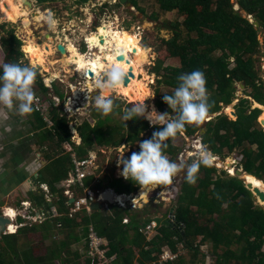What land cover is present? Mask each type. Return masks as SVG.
Segmentation results:
<instances>
[{"label": "trees", "instance_id": "trees-1", "mask_svg": "<svg viewBox=\"0 0 264 264\" xmlns=\"http://www.w3.org/2000/svg\"><path fill=\"white\" fill-rule=\"evenodd\" d=\"M55 1L59 0H38V4ZM129 1L143 13L141 3L148 0ZM154 1L162 12L177 10L183 17V21L172 24L175 29L173 37L162 40L169 58H178L180 67H166L165 61L159 59L152 71L159 76L158 83L171 88L167 94H172L178 85L179 74L200 69L206 76L211 103L207 117L212 118L204 124L203 121L199 125H186L182 132L192 135L205 127L203 141L208 143V148L223 159L237 153L245 170L264 181V126L259 121L263 110L254 107L255 102L264 106V79L260 66L264 57V39L263 43L259 40L260 31H264V0H236L239 9L233 0ZM158 17L159 13H155L152 20L158 21ZM4 32L2 48L6 62L27 64L21 48L22 41L15 29ZM23 50L28 53L25 47ZM37 69L35 84L49 94L48 114L53 124L48 126L44 115L34 106L33 112L40 127L39 139L42 131V146L47 148L45 152L51 161L39 176L40 183L48 185V195L52 196L57 215L51 212L52 207L44 190L27 189L25 201L32 202L33 207H42L46 218L41 225H32L26 224L31 215L27 219L19 216L18 224L22 226L15 233L0 237V264H205L201 253L207 244L212 245L214 264H264V206L258 203L256 194L240 176L214 164L201 165L195 184L187 183L185 178L182 180L174 219L169 218V210L163 217L152 219L146 216L149 205L138 210L128 203L125 206L111 204L102 212L84 209L70 217L73 204L65 195L66 185H59L74 174V159L88 160L90 153L98 151L99 169L96 173L84 179L83 187L77 183L70 186L75 198L91 197L94 190L109 188L119 197L122 194H138L141 190L139 185L114 175L118 167L114 153L106 156L103 151L109 146L115 150L125 141L135 143L144 140L145 137H141L143 132L148 133L150 138L153 131L163 125L151 126L143 116L126 122L122 118L123 122L119 123L115 116H123L124 103L115 101L113 112L109 115H101L93 109L99 119L97 126H92L88 119L75 126L81 140L77 144L69 121L63 114V92L56 89L57 99H54L44 84L40 69ZM237 84L246 85V93L252 100L243 98L239 101L236 105L238 118L234 120L221 112L223 107L231 105L236 99ZM164 95L156 101L158 110L171 112L172 109L163 100ZM176 114L172 111L173 116ZM182 132L167 141L164 153L170 155V160L175 159L181 146L175 140L181 137ZM65 143L71 145V151L64 148ZM121 199V203H125L124 198ZM125 218L128 219L127 224L123 223ZM158 218L162 219L160 223ZM153 220L158 223L155 227L157 233L148 239L146 228ZM90 226L107 241L103 257L88 254ZM77 227L83 228L81 237L79 233H74ZM57 233L63 238L54 239ZM36 234L42 241L50 243L40 250L43 252L41 255L37 246L34 247L32 235ZM77 240L86 241L83 251L74 250ZM167 250L178 258L162 263V256ZM185 251H193L192 258H188Z\"/></svg>", "mask_w": 264, "mask_h": 264}, {"label": "rangeland", "instance_id": "rangeland-1", "mask_svg": "<svg viewBox=\"0 0 264 264\" xmlns=\"http://www.w3.org/2000/svg\"><path fill=\"white\" fill-rule=\"evenodd\" d=\"M31 1L34 5L33 9H30L29 7L25 6L23 16H16L14 17V19H11L9 18V9L14 8L11 7L9 0H0V30L3 32L4 35V31L15 29L17 37L22 41L21 48L24 52V59H26L27 63L30 62V58L28 53L26 54L23 48L28 42V40L35 42L39 46L45 45L43 48L46 57V62L44 63V65H41L38 62H35V64L37 65V68L40 69V72L44 78V84L50 89V93L52 96H54V99H57L56 89L63 92V114L69 121L70 129L74 134L73 139L75 141L80 142V140H77V138H75L78 135L75 134L77 133L76 130H74L75 126H78L86 119L91 122L92 126H97V124L99 123V119L96 117L97 115L93 112V109H96V107L94 105V102L90 98L91 95H94L99 90L94 89L93 78H86L80 72L75 70L74 62H67V58H65L64 55H61V53L58 51L57 45H67L69 44L67 42L68 40L69 42L74 43L77 50L80 53L82 52L83 55L87 57H94L95 54H97L98 56H102V53H97L98 49L96 46L94 51L93 49L91 50L89 44L90 41H88V39L89 35H91L93 32L97 34L96 32L98 31L99 27H102L105 24H107L111 28L126 31L132 35H139L140 45L143 50V56L141 58V69L146 73V76L148 75V77H145L141 74L137 75L136 82L133 84V88L129 95L122 94L119 90L114 93H111L114 103L115 101H120L124 103V106L122 108L123 112V110L127 108L126 106H130L133 103L146 100L145 102L149 105V110L152 106H154L158 110L156 101L158 99L161 100V95L170 92L171 88L165 86L164 84L158 83V80L160 78L152 72L153 68L155 67L159 59L165 61L164 66L166 67H180V60L178 58H169L168 52H166V47L162 42V40H169L173 37L175 29L172 24L183 21V17L178 14L177 10L170 12H162L159 8V4L156 3L154 0H148L146 3H141V6L144 8L143 13H141L134 7H127L125 5H122L120 3V0H86L85 2H81L80 0H59L50 3L46 2L43 3V5L38 4V0ZM233 2L235 5H237L236 0H233ZM118 3H120V5ZM236 8L239 9L238 6H236ZM36 11L44 14L45 19L43 21L37 22L35 20L34 13H36ZM155 13H159L158 21L152 20V15H154ZM243 14L244 16H247L246 13L243 12ZM5 15H7L8 17L4 18ZM49 15H51L52 18L55 20V26L51 29L49 28L47 23V18L49 17ZM247 17L254 21L251 16ZM164 24L167 26H165ZM2 25H6L5 29L1 28ZM169 26L172 28H170ZM47 35H50V37L48 38ZM263 39L264 31H260L259 40L261 43H263ZM131 56L133 55L131 54ZM5 62V52L0 51V65ZM260 66L261 77L264 79V57L261 58ZM67 69H69V72H67ZM102 73L103 72H100L98 76H101ZM33 90L36 98L40 99V103H42L44 107H48L50 104V101L48 99L49 94L41 91L35 84V82L33 84ZM141 92H144L148 96L144 97L143 99H138V96L141 94ZM239 97L241 98L239 99ZM243 98H249L252 100V98L249 97L246 93V87L242 88L241 84H237L236 99L231 105L223 107L224 109L221 113H225L226 115H229L232 119L236 120L237 118L232 114V112L236 111V105ZM59 105L61 104L59 103ZM254 105V107H257V105H259V108L263 110V113L259 118L260 121V119L264 116V106L260 107V104H257L256 102L254 103ZM43 114H45V120L46 118L50 119L48 111L45 110ZM10 115L13 116L14 119H16L18 122H22L21 125H28V127L26 128L30 127V121L34 122V118L31 115H27L25 117L22 116V118L17 116V112L15 114H9V116ZM115 117L119 123L123 122L121 116L118 115ZM146 120L148 121V119ZM209 120L210 117H207L204 120L203 124ZM150 125L153 126L152 124ZM10 126H12V124ZM71 126H73V128H71ZM201 129L192 135H188L185 132H182L181 137L178 136L176 138L175 143L181 145L174 159L177 163H180L181 161L185 162V164L190 163L188 162L187 156L192 152L196 154H198L201 150H206L209 153L212 152V150L208 148V143H204V141H202L203 139L201 138ZM147 136L148 133L146 132H143V134H141V137H145V139L148 138ZM139 142L140 140L136 141L135 143L125 141L120 147L115 150L113 146H109V148L104 150L103 153L106 154V156L113 155L114 153V160L117 163V160L120 158L119 154H121L122 152H124L123 155L125 157L130 156L132 152H137L140 148ZM65 144V149L67 151H71V145L69 143ZM36 148L38 149V147H36L35 145V142L33 141L32 151L35 155L37 153ZM97 152L98 151L92 152L89 156V159L92 161L94 158L93 167L96 168H93V170L91 171V175L95 174L96 171L99 169V165L97 164L99 156ZM166 155L168 156V158H170V155L168 153H166ZM234 155H236V157L238 156L237 153H234ZM109 159L110 157L107 158V160ZM237 159L240 161L239 156ZM24 163L25 162L23 161V164ZM0 164L2 163L0 162ZM212 164L217 165L221 169H227L229 172H231V166H223L222 163L219 164V162H212ZM35 167H37V170L39 171L40 163L38 162ZM120 167H122V165H120ZM1 171L2 169L0 170V180L2 178ZM38 171H35V173H38ZM185 172L186 168L180 170L177 175L173 178V183L171 185H165V187L163 188H161V186H157L150 192H142L141 189L139 191L140 193L134 194L135 200H132L130 201L131 203L126 204L131 205L132 208L138 210H143L145 208V205H149V209L146 210V212H148L146 216H150L152 219H154V217H163L164 214L169 210V218L174 219L175 212L172 213L171 211L174 207H176L177 195L180 191L182 180L185 177ZM231 174L235 173L231 172ZM114 175L116 177H123L120 174L118 167ZM0 183L2 182L0 181ZM7 185L8 183L6 182L0 187L1 189H5V186ZM11 186L12 185L7 188L8 190L9 188H11V190L4 194V198L7 202L5 204L0 203V205H3L4 208L8 202L11 205H13L15 202V199H13L11 195L13 193V189ZM20 188L21 187H18L15 190L19 191ZM23 190L24 189H22L21 191L23 192ZM42 190H45V188H43ZM144 193L146 194V197L142 198ZM73 194V197H75V193ZM47 197L49 201H51L50 195H48ZM17 198L18 199L16 201H22L20 197ZM120 200L117 201L120 202ZM257 200L258 203L264 206V203L261 199L257 198ZM117 204L119 206L126 205L122 203ZM10 207L15 208L14 205ZM51 212L55 214L57 213L54 208L51 210ZM37 217L38 218H36L37 220L35 221V225H41L43 221L40 218H43L44 220L45 215L42 214L40 215V217L39 215H37ZM157 221L160 223L162 219L158 218ZM152 228H150V231L147 232L148 239H151L157 233L156 229L151 230ZM80 231H82V228L80 229ZM58 235V237H60V234ZM32 236L34 238L33 242H35L34 247L37 246V251L39 250L38 253L40 255L43 254V252H41L40 250L45 248L47 244H50L49 241H42L41 237L37 234ZM191 252L193 251H185L184 253H187L186 255L188 258H192L194 253ZM213 252L214 251L211 244L203 246V253H201V259L202 261L205 260V264L215 263L213 259Z\"/></svg>", "mask_w": 264, "mask_h": 264}, {"label": "clouds", "instance_id": "clouds-1", "mask_svg": "<svg viewBox=\"0 0 264 264\" xmlns=\"http://www.w3.org/2000/svg\"><path fill=\"white\" fill-rule=\"evenodd\" d=\"M47 23L50 29L55 26V20L51 15L47 18ZM37 75L38 69L34 62L27 64L5 62L0 65V105L6 106L9 110L17 111L22 116L33 112L35 100L33 84ZM128 76L125 67L114 63L106 68L101 76L93 78V87L99 91L91 95L90 98L101 115H108L113 112L114 100L111 93L116 92L125 83ZM177 80L178 85L175 87L174 92L172 94L165 93L163 96V100L172 111L177 113L175 116L172 115V111L161 112L154 106L149 110L146 100L133 103L123 110L122 118L125 122L143 116L152 125H163V127L154 130L150 138L139 142L140 150L138 152H132L127 157L122 152L117 160L120 174L125 179L139 185L143 190L142 192H150L160 185H171L177 173L185 168V181L189 184H195L201 165L210 166L212 164L211 153L206 150H201L197 154V158L187 164L183 161L177 163L175 160H170L164 153V149L168 147L167 141L169 138H175L178 132L185 129L186 125L201 124L207 118L211 107L206 76L202 70L194 69L190 72L181 73ZM223 160L225 161V159ZM233 175H236V173ZM44 191L48 192V188ZM22 202H25V200ZM30 203L31 206L28 208H25L22 203L20 204L26 215L32 207V202ZM18 217L16 215L14 219L18 220ZM25 219H27V216ZM31 220L29 218L28 222ZM153 221L156 222L157 227V221ZM16 224V226H19L18 222Z\"/></svg>", "mask_w": 264, "mask_h": 264}, {"label": "bare ground", "instance_id": "bare-ground-1", "mask_svg": "<svg viewBox=\"0 0 264 264\" xmlns=\"http://www.w3.org/2000/svg\"><path fill=\"white\" fill-rule=\"evenodd\" d=\"M9 3L11 7L14 8V9H9V18L14 19V17L16 16H23V11L25 7L23 0H9ZM34 16L37 22H41L45 19L44 14H42L41 12L36 11V13H34ZM7 17H8L7 15L4 16V18ZM101 37L104 39V43H101ZM88 40L90 41L89 44L91 50L93 49L94 51L95 46H97L98 49L97 53H102V56H98L97 54H95L94 57H89V56L87 57L83 55L82 52L80 53L77 50L74 43L67 45L62 44L67 51V53L64 55V57L67 58V62L68 63L74 62L75 70L80 72L86 78L91 79L88 75L90 71L94 74V77H98L99 73L103 72L110 65L114 63L120 64L122 67H125L128 73L131 69L134 74V77L131 78L128 85L122 84L118 89L122 94L129 95L133 88V84L136 82L138 74L148 77V75L146 76V73L141 69L142 66L141 58L143 56V50L140 45V37L138 34L132 35L126 31H121L116 28H111L110 26L105 24L104 26L99 27L97 34L93 32L91 35H89ZM44 46L45 45L39 46L35 42L28 40V42L24 47L28 52L30 62H34V63L38 62L41 65H44V63L46 62V57L43 48ZM131 54L133 56H131ZM120 55L124 56L123 61L118 60V56ZM67 70H68L67 72H69V69ZM146 96L148 95H146L144 92H141V94L138 96V99L139 98L143 99ZM261 119H264V116ZM192 154H196V153H192ZM211 157L213 163L219 162V164L222 163L223 166H228V162L226 160L223 162L222 161L223 159H220L221 157H217L212 154ZM230 166L232 173H235L236 168L232 166V164ZM245 175L248 176V180L251 182L253 187H260L264 189L263 180H259L258 177L252 174H245ZM131 199L135 200V197L130 196L129 200L132 201ZM117 200H119L118 197L115 198L113 201L115 203H118ZM103 202L105 201L103 200ZM123 202L125 203L122 204H126L128 201L126 198H124ZM121 206H125V205H121ZM6 211L7 213H9L8 216L10 217H14L16 215L12 207H8ZM16 229H17L16 225L12 224L11 226H9L8 231L10 233H14Z\"/></svg>", "mask_w": 264, "mask_h": 264}, {"label": "crops", "instance_id": "crops-1", "mask_svg": "<svg viewBox=\"0 0 264 264\" xmlns=\"http://www.w3.org/2000/svg\"><path fill=\"white\" fill-rule=\"evenodd\" d=\"M5 21H7V20H5ZM68 43L71 44L72 42L68 41ZM257 106H259V105H257ZM261 106L262 105H260V107ZM16 112L17 111L7 109L6 106H4V105H0V162L2 163V164H0V170L2 169V171H1L2 178L0 180L2 183H0V184L2 185L6 182L8 183V185L5 186V189H1V187H0V190H1L0 191V196H1L0 197V203H2V204H5L7 202L4 198V194L9 192V190H11V188H9V190L7 189L10 185H12L11 186L13 189L12 192H14L16 188L21 187L19 189V192L21 195L23 193L24 196L26 195L27 189L37 191V189H39V188H41V189L48 188V185L46 183H40L39 173L42 170H44V167L47 168L51 161L47 158V154L45 152L47 148L42 146V142H43L42 141L43 136H41L42 131L40 132V139H39L38 134L40 131V127H39L37 117L34 115V112L23 115L24 117L27 115H31L34 118V122L30 121V127L26 128V127H28V125L23 126V125H21L22 122H18L11 115L9 116V114H15ZM17 114H18L17 116L22 118V115H20L18 112H17ZM11 124H12V126H10ZM75 134H78V133H75ZM75 138H77V140H80V137L78 135ZM33 141L35 142L36 147H38V149H39L38 151L41 153L40 159L32 151V142ZM76 143L80 144L81 140H80V142L76 141ZM65 146H66V144H64V148H65ZM42 160H44L45 162H42ZM23 161L25 162L24 164H23ZM38 162L40 163L39 171L37 170V167H35V165ZM94 169H96V168H94ZM35 171H38V173H35ZM72 176H73V174L70 175L69 179H71ZM64 185H66V187H67L66 182L61 183L59 186H64ZM43 186H45V187H43ZM22 189H24L23 192L21 191ZM109 189H111V188H109ZM106 190H103V191L94 190L93 195H95V199H98L101 202H103L101 195ZM46 193L47 194L45 195V197H46L47 201H49L48 197H47L48 192H46ZM117 195H118V198L120 200L121 198L119 197V194H117ZM131 196L134 197V195H131ZM50 197H51V201H49V205H50V203L53 202L52 196H50ZM121 201H122V199L120 200V202L119 201H117V202L121 203ZM127 201H128V199H127ZM103 203L105 204L106 207L103 210H98L100 212L104 211L105 209L108 208L109 205H111V204L106 205L107 203H105V202H103ZM127 203H129V202H127ZM10 206H13V205L9 204V202H8L5 206V208L4 207L3 208L6 210ZM50 206L52 207L51 209H53V208L56 209L55 206L53 205V203ZM38 213H40V214H38ZM44 213H45V210L42 207H33V205H32L31 209L28 211V215L32 216L31 217L32 220L29 221L28 223L34 225L35 221L37 220L36 218H38L37 215H39V217H40V215H42ZM45 218H46V215L44 217V220H45ZM41 220L44 222L43 218H41ZM80 229H81V227H77L76 229H74L75 230L74 233H79V235L81 237L83 235L84 231L82 232V231H80ZM67 234L68 233H66L64 235V237H66ZM62 238H63V236L58 237V233H57V235H54V239L59 240ZM77 241H78V243L75 244V249L77 251L78 250L83 251V248H84L86 241H84V240H77Z\"/></svg>", "mask_w": 264, "mask_h": 264}, {"label": "water", "instance_id": "water-1", "mask_svg": "<svg viewBox=\"0 0 264 264\" xmlns=\"http://www.w3.org/2000/svg\"><path fill=\"white\" fill-rule=\"evenodd\" d=\"M23 2H24V5L25 6L29 7L30 9H33V6L34 5H33V2L31 0H23ZM120 3L122 5L127 6V7H133L132 3L129 0H120ZM254 23H255V25L257 27L259 26L258 22H254ZM165 26H167V25H165ZM170 28H172V27H170ZM47 37L49 38L50 35H47ZM101 43H104V39L102 37H101ZM57 49L61 53V55H65L67 53L66 48L62 44H58L57 45ZM118 60L119 61H123L124 60V56L123 55L118 56ZM128 74H129V76H128V78L126 77V80H125L124 85H128V83L130 82L131 78L134 77V74H133V72H132L131 69H130V71H129ZM88 75H89L90 78H94V74L91 71L88 73ZM241 87L242 88H245L246 85L245 84H241ZM240 98L241 97H239V99ZM257 107H259V106H257ZM257 107H255V108H257ZM232 114L234 116H236V118H238L236 111H233ZM260 122H261V125L264 126V119H260ZM71 128H73V126H71ZM205 132H206V128H202L201 129V133H202V135H201L202 137L201 138L202 139L205 136ZM36 150H37L36 155L40 159L41 153L38 151L39 149L36 148ZM192 153H194V152H192ZM192 153L187 156L188 157V162H191L193 159H196L197 158V154H192ZM211 154L214 155V156L220 157V155L218 153H216V152H213L212 151ZM222 161L224 162V160H222ZM226 161L228 162V166H230L232 164V166H235L236 167V172H235L236 175L237 176H240L246 182L247 186L250 189L253 190V192L256 194L257 198L261 199L262 202L264 203V189H262L260 187L253 188V185L248 180V176L245 175V174H250V173L245 170L244 165L236 158V156L233 155V156L229 157V159H227ZM42 162H45V161L42 160ZM111 192H113V193H111ZM113 194H114V196H113ZM11 195L14 196V197L15 196H18V197L19 196L20 197L22 196L20 194V192L17 191V190H15ZM101 196H102V199L107 203L106 205L116 204L113 200L118 197V195L112 189H107L106 191H104L102 193ZM120 197L121 198L128 199V202L131 203L130 200H129V196L128 195L122 194V195H120ZM24 199H25V196L21 200L23 201ZM22 201H21V203H22ZM74 202H75V198L70 199V203L71 204H73ZM51 204L52 203H50V205ZM105 207H106L105 204L103 202H101L100 200L95 199V195H93L92 202L90 204V210H91V212H95V211H98V210H103ZM174 209H175V207L171 211L172 213L175 212ZM17 210L18 209H14V211H15V213H16L17 216H24V217H26V212L23 209H19L18 211ZM8 214L9 213H7V211H4V212L0 213V237L2 235L6 234V232L8 231L9 226H11L12 224L17 225L16 224V219H14V217L8 216Z\"/></svg>", "mask_w": 264, "mask_h": 264}, {"label": "built area", "instance_id": "built-area-1", "mask_svg": "<svg viewBox=\"0 0 264 264\" xmlns=\"http://www.w3.org/2000/svg\"><path fill=\"white\" fill-rule=\"evenodd\" d=\"M2 36H3V32L0 30V51L2 52ZM34 106L35 109L38 110L39 112H41L42 114L44 113V111H48L50 104L48 107H44V105H42V103H40V99H37L35 96V100H34ZM43 110V111H42ZM45 116V114H43ZM48 124V126H53L52 122L46 118L45 120ZM75 158V156H73ZM93 158V157H92ZM94 161V158H93ZM93 161L88 159V160H77L74 159V164H75V171L73 176L71 177V179L67 180V189L65 191V194L69 197V198H74V194L70 188L71 185L77 183L78 185H80L81 187L84 186V179L91 174L93 167ZM47 190V188H45ZM92 197L89 196H83L80 198H75V202L73 203V206L70 208L69 211V216L70 217H74L77 213H81L84 209H86L87 211H91L90 210V204L92 202ZM49 200V199H48ZM24 205L25 208H28L31 206L30 202H23L22 203ZM121 206V205H120ZM56 210V209H55ZM54 215H57V213H53ZM41 219V218H40ZM124 224L128 223V219H124L123 220ZM156 222L152 221L150 223V225L147 226L146 231H150V228L152 227H156ZM22 225H19L17 227H20ZM154 228H152L151 230H153ZM16 231V230H15ZM10 233L9 231L6 232ZM88 254L92 255V256H99V257H103L106 254V249H105V245H107V241L100 237L96 230L90 226L89 227V231H88ZM178 258V255L173 254L170 251H166L164 253V255L162 256V263L167 262L169 260H175Z\"/></svg>", "mask_w": 264, "mask_h": 264}, {"label": "flooded vegetation", "instance_id": "flooded-vegetation-1", "mask_svg": "<svg viewBox=\"0 0 264 264\" xmlns=\"http://www.w3.org/2000/svg\"><path fill=\"white\" fill-rule=\"evenodd\" d=\"M97 32H98V31H97ZM97 32H96V33H97ZM221 159H222V158H221ZM12 197H13V199H15V202H14V204H13L15 208H13V209H18V210H19V209H22L21 206H20V201H16V200L18 199L17 196H16V197L12 196ZM20 198H21V199L24 198V194H23V193H22V196H21ZM24 200H25V199H24ZM18 203H19V204H18ZM22 203H23V202H22ZM18 210H17V211H18ZM4 211H5V209L3 208V205H0V213H2V212H4ZM28 216H29V215H27V218H28ZM22 217H24V216H22ZM24 218H25V217H24ZM16 222H18V220H16Z\"/></svg>", "mask_w": 264, "mask_h": 264}]
</instances>
